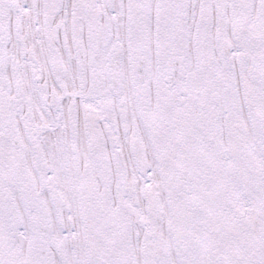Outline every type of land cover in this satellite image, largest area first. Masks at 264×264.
I'll return each mask as SVG.
<instances>
[{
  "label": "snow or ice",
  "instance_id": "snow-or-ice-1",
  "mask_svg": "<svg viewBox=\"0 0 264 264\" xmlns=\"http://www.w3.org/2000/svg\"><path fill=\"white\" fill-rule=\"evenodd\" d=\"M0 264H264V0H0Z\"/></svg>",
  "mask_w": 264,
  "mask_h": 264
}]
</instances>
